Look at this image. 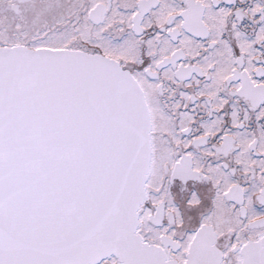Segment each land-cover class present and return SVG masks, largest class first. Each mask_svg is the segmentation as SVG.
I'll use <instances>...</instances> for the list:
<instances>
[{"label":"snow or ice","instance_id":"1","mask_svg":"<svg viewBox=\"0 0 264 264\" xmlns=\"http://www.w3.org/2000/svg\"><path fill=\"white\" fill-rule=\"evenodd\" d=\"M0 264H264V0H0Z\"/></svg>","mask_w":264,"mask_h":264}]
</instances>
